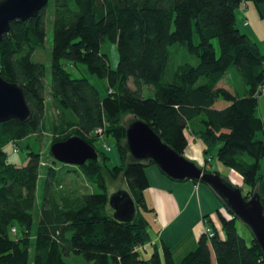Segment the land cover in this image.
<instances>
[{
  "label": "trees",
  "instance_id": "16d2710c",
  "mask_svg": "<svg viewBox=\"0 0 264 264\" xmlns=\"http://www.w3.org/2000/svg\"><path fill=\"white\" fill-rule=\"evenodd\" d=\"M247 1L264 21V0H48L36 18L10 23L0 41V76L23 88L31 118L0 124V264H67L64 257L71 255L81 257L85 264H161L156 250L147 259L139 257L138 248L149 242L146 215L153 211L144 195L148 188L145 169L154 163L130 156L125 143L127 126L122 124L127 115L148 124L178 155L187 146L184 128L193 126V136L203 144L205 162L216 148V160L238 173L249 187L242 194L244 199L257 193L264 209V176L258 175L264 158V121L257 116L264 55L236 28L234 14ZM47 13L52 32L48 85L46 66L33 59L45 41ZM105 41L116 44L115 69L100 51ZM175 44L185 47L198 63L172 67L170 47ZM65 63L83 64L90 74L105 80L107 95L100 97L84 78H72ZM231 67L242 82L243 96L218 87ZM144 86L151 88V97L141 95ZM219 100L229 105L215 109ZM48 103L58 111L50 146L76 136L95 149L97 161L74 170L95 187L94 192L69 191L62 183L50 189L56 173L51 156L49 165L35 151L28 152L22 165L8 162L3 150L7 144L12 147L14 143L18 151L19 142L44 132ZM100 128L104 138L114 141L117 164H109L105 150L95 145ZM44 168L46 193L33 233L32 211ZM119 177L125 180L135 206L128 222L114 219L108 204L106 179L115 182ZM215 196L233 216L226 220L217 213L222 236L207 216L206 225L214 236L209 239L202 234L196 248L177 263L163 247L164 264H212L211 253L216 264H264L255 240L245 244L236 232V217ZM12 228L16 238L11 237Z\"/></svg>",
  "mask_w": 264,
  "mask_h": 264
},
{
  "label": "rangeland",
  "instance_id": "374dc122",
  "mask_svg": "<svg viewBox=\"0 0 264 264\" xmlns=\"http://www.w3.org/2000/svg\"><path fill=\"white\" fill-rule=\"evenodd\" d=\"M234 14L236 20V24H235L236 28L240 31V33L247 35L252 41H254L258 45L261 55H264V21L259 18L253 3L250 1L241 2L239 7L235 10ZM49 18L50 15L47 13L45 16L46 36H45L44 44L38 50H36V52L33 55V59L35 61L42 62L47 68L46 79H45L47 85L51 80L50 52H51V43H52V32L50 28ZM244 22L247 23V26H243ZM194 41H196L195 35H194ZM212 43L215 48L216 56H218L219 55L218 41L215 39L212 41ZM100 51L101 53L107 55L110 68L115 69L119 59L116 44L110 41H105L101 44ZM170 52H171L170 65L172 67H176L177 65L183 64L185 62H188L191 65H196L198 63V59L194 56L188 55L186 53L185 47H183L182 45H178V44L172 45L170 47ZM65 68L71 74L72 78L86 79L89 82V84H91L98 91L100 97H104L107 95V90H108L107 82L103 79L97 78L93 74H90L85 65L77 64L76 66H71L65 63ZM129 86L131 88H134L131 82H129ZM218 87L226 89L231 94H234L235 91H238L240 95H243L240 93V90L242 92L244 91L242 82L240 78L237 76L233 67L227 70L224 77L218 84ZM141 95L144 98L151 97L152 96L151 88L146 86L142 87ZM225 104H227L225 101L219 100L217 101L216 107H223V105ZM46 114H47L46 129H44V132L41 135L32 136L27 138L26 140H22L21 142H19L18 144L19 149L16 153L13 151L10 144H7L3 148L4 152L7 154V160L9 163L22 165L27 161L29 151L39 152L41 154V160L43 162L47 163L48 165L49 163H51L49 148H50V141L55 135V132L52 129V123L53 121L56 120V117L58 116V111L53 103L47 104ZM257 116L262 120H264V95L258 97ZM132 122H133V117L131 115H127L123 118L122 124L124 126H128ZM188 127H189V131L186 134L187 146L183 156L186 155L185 153H187V151L190 152L189 154H193L194 152L193 142H195V140L198 139L193 136V129H192L193 126L191 127L188 125ZM27 145H30V148L27 147ZM95 145H97L98 149L105 150L106 156L110 160L109 164L113 165V163L116 162V158H117L116 148L114 145V141L111 138H104L102 133L101 135H99V140H97ZM106 148H109V150H107ZM216 150H217L216 148H213L210 151V155H209L211 156V159L213 161L212 163L215 164L217 163V160L215 158ZM201 158H202L200 163L201 166L199 167L204 171L205 165H207V163L209 162L207 163L205 162L203 155ZM259 164H260V168L258 171V175L264 176V158L260 160ZM218 166H219V170H218L219 177L224 179L233 187L236 186L240 187L243 195H245L248 192L249 187H247L242 183L241 176L238 173L224 167L221 164ZM54 167L56 173L50 189L54 190L56 189L58 183L59 184L62 183L63 184L62 186L69 191L75 190V191H79L80 193H85V192L92 193L95 191V187L91 183H89L81 175L77 176L78 174H75V172H73L77 167L71 165H64L59 162H55ZM208 173H213V172L211 171ZM46 178H47L46 169L45 168L41 169L39 180L37 182L36 206L35 209L32 211L33 233L36 230L37 224L40 219L41 205H42L43 197L45 196L46 193V184H45ZM106 183L108 187L109 196H111L117 191H125L127 189L125 180L122 177H119V179L115 182H111L109 179H106ZM220 208H223V206H221ZM110 210L113 214L114 210L112 208H110ZM234 224L237 234L244 240L245 244L249 246L252 243V239H253L252 233L249 230V228L240 219L237 218L235 219ZM17 236L18 234H11L12 238H16ZM147 247L148 248H145L144 251L143 250L140 251V255H139L140 258L146 259L150 257L152 251L149 246ZM64 259L67 264H85L83 259L79 256L71 255L70 257L68 256L64 257ZM161 264H164L163 259H161Z\"/></svg>",
  "mask_w": 264,
  "mask_h": 264
},
{
  "label": "water",
  "instance_id": "95a60500",
  "mask_svg": "<svg viewBox=\"0 0 264 264\" xmlns=\"http://www.w3.org/2000/svg\"><path fill=\"white\" fill-rule=\"evenodd\" d=\"M47 4L48 0H0V41L8 33L12 21L36 18ZM30 118L23 88L0 76V124L11 119L27 122ZM125 143L132 159L152 160L169 179L191 180L209 186L233 215L249 228L264 257V209L257 193L245 200L239 188L215 173L204 172L193 161L178 155L142 121L134 120L127 126ZM49 153L53 160L64 165L78 167L87 161H97L95 149L76 136L51 144ZM108 204L117 221L128 222L133 218L135 206L128 191L115 192L109 196Z\"/></svg>",
  "mask_w": 264,
  "mask_h": 264
},
{
  "label": "crops",
  "instance_id": "0c3cea01",
  "mask_svg": "<svg viewBox=\"0 0 264 264\" xmlns=\"http://www.w3.org/2000/svg\"><path fill=\"white\" fill-rule=\"evenodd\" d=\"M244 23L243 26H247ZM236 92L238 93V91ZM240 93L243 92L240 90ZM239 96L243 95L239 94ZM216 105L217 102L213 107L221 110L229 104L227 103L223 107H216ZM193 144V154H189L190 152L187 151L185 157L197 166H201L203 144L199 139L195 140ZM212 162L210 157L205 169L218 173L220 163ZM117 163L118 159L116 158V162L113 164ZM145 173L148 180V188L144 193L145 200L153 211L146 215L150 222L147 229L149 242L143 247H139V252L149 246L152 253L156 250L160 259H163L162 248L166 247L170 251L173 261L179 262L196 248L207 216L222 234L217 216L221 205L209 186L191 180H171L162 175L155 165L147 166ZM75 174L77 173L75 172ZM211 263L216 264L212 253Z\"/></svg>",
  "mask_w": 264,
  "mask_h": 264
},
{
  "label": "built area",
  "instance_id": "2783aa9c",
  "mask_svg": "<svg viewBox=\"0 0 264 264\" xmlns=\"http://www.w3.org/2000/svg\"><path fill=\"white\" fill-rule=\"evenodd\" d=\"M244 25H247V23H244ZM259 93V96H262V95H264V87H261V88H259V92H257V94ZM189 131V127L188 126H186L185 128H184V130H183V134H184V136L186 137V134H187V132ZM104 131H103V128H100V129H98L97 131H96V134H98V135H101L102 133H103ZM12 147H13V151L14 152H17V147L15 146V144L14 143H12ZM107 150H109V148H106ZM210 161V159H208V162ZM219 214H221L226 220H230V219H232L233 218V216L231 215V214H229L227 211H226V209L223 207V208H220L219 209ZM11 233L12 234H14L15 233V229L14 228H12L11 229ZM202 234H205L206 236H207V238H212L213 236H214V232H213V230L209 227V226H207L206 224H205V227L203 228V232H202Z\"/></svg>",
  "mask_w": 264,
  "mask_h": 264
}]
</instances>
